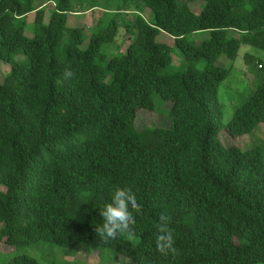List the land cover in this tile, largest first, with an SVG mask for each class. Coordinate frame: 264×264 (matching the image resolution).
Segmentation results:
<instances>
[{
	"label": "trees",
	"instance_id": "obj_1",
	"mask_svg": "<svg viewBox=\"0 0 264 264\" xmlns=\"http://www.w3.org/2000/svg\"><path fill=\"white\" fill-rule=\"evenodd\" d=\"M190 1L49 0L45 22L48 4L0 0V61L10 65L0 83V244L17 252L5 264H58L31 253L41 243L68 257L106 249L109 264H264V150L218 139L264 126V84L227 123L219 97L241 50L264 51V0H199L198 14ZM135 2L153 18L138 10L122 23ZM95 9L102 15L90 35L69 25ZM121 27L130 43L110 56ZM203 33L200 45L188 38ZM160 34L183 53L184 70L170 71L173 47ZM156 96L172 103L173 125L137 129L141 110L158 112ZM117 187L142 205L133 213L136 243L96 235ZM161 215L170 218L174 254L157 250Z\"/></svg>",
	"mask_w": 264,
	"mask_h": 264
},
{
	"label": "rangeland",
	"instance_id": "obj_2",
	"mask_svg": "<svg viewBox=\"0 0 264 264\" xmlns=\"http://www.w3.org/2000/svg\"><path fill=\"white\" fill-rule=\"evenodd\" d=\"M43 4H48L45 8V22L48 21V17L53 10V6L49 5V0H36L35 6L39 7ZM189 8L194 13H200L203 7V4L199 0H191L189 3ZM87 6V5H86ZM131 13L125 15L122 14L119 16V20L123 23L125 21H130L133 17V13L138 10L142 12L143 16L151 20L153 18V13L150 9L144 7L142 3H132L131 5ZM102 11L99 9H95L89 11L87 13H80L74 18L69 19V25L71 26H82L85 25L87 28L88 35L91 34L94 29L98 19L101 17ZM109 18V17H108ZM34 19L35 14H31L28 16V25L26 27V35L28 37H33L34 35ZM125 19V20H124ZM191 41H203L208 39V35H199V34H191L188 36ZM130 37L127 36L125 28L121 27L119 30V34L117 36V40L114 44L109 45L105 52L112 56L114 54L122 53L126 50L128 44L130 43ZM159 42L166 43L173 47L172 57L173 63L170 67V71H178L183 68L184 55L179 50L175 44L174 40L166 34H160L157 38ZM243 51L238 58V61L235 64V69L232 71L229 78L222 84L219 92V97L222 104L225 106L224 111V122L227 123L233 116L236 106L251 97L256 88L264 84V71H260L257 68L258 63L264 64V51L253 49V57L252 60H246L243 58ZM24 54H20L17 59H24ZM222 65L228 66L230 63L226 57H222L219 61ZM204 65L203 61L197 63V67L202 68ZM0 83H3L5 75L10 71V65L4 64L0 61ZM247 67V72L242 73L240 69ZM155 102L157 106L158 112H149L147 110H141L138 113V117L136 120L137 129L143 128H152V127H164L169 128L173 125L171 119V108L172 103L170 101H166L160 99V97H155ZM218 139L224 144V146H232L237 145L242 148V150H249L253 147L259 146L264 150V126L262 125L260 129L254 136H244L240 138H232L226 133L222 131L218 135ZM2 190H5L4 187H1ZM127 239H132L134 243L137 242L136 237H127ZM64 248H60L58 246H51L49 244H40L38 246H33L29 250L33 255L43 258H48L50 261H59V262H74V264H78V262H83L85 264H109L108 258H104V255L112 256L113 253L109 250L102 249L96 252L95 255L89 256L86 254H79L76 257H68L64 251ZM53 250V251H52ZM17 252L13 247H10L5 244H0V264H5L7 261L12 259ZM104 258V259H103ZM59 262H57L59 264ZM119 262L122 264H130L129 261L123 257H120ZM113 264V263H112Z\"/></svg>",
	"mask_w": 264,
	"mask_h": 264
},
{
	"label": "clouds",
	"instance_id": "obj_3",
	"mask_svg": "<svg viewBox=\"0 0 264 264\" xmlns=\"http://www.w3.org/2000/svg\"><path fill=\"white\" fill-rule=\"evenodd\" d=\"M141 209L142 205L131 188H115L110 200L100 209L103 223L95 228L98 239L109 243L125 236L133 237V226L136 223L133 213L138 214ZM155 243L157 250L162 254L176 252L174 232L170 227V218L166 215L159 217Z\"/></svg>",
	"mask_w": 264,
	"mask_h": 264
},
{
	"label": "crops",
	"instance_id": "obj_4",
	"mask_svg": "<svg viewBox=\"0 0 264 264\" xmlns=\"http://www.w3.org/2000/svg\"><path fill=\"white\" fill-rule=\"evenodd\" d=\"M199 35H207L206 33H203V34H199ZM197 44H201V42H202V40L201 41H195ZM244 49V54H243V58L245 59V54L247 53V54H250V56L251 57H249V60H252V57H253V50L251 49V48H249V47H244L243 48ZM243 49L241 50V51H243ZM229 64H231V62L229 63ZM229 64H227V65H229ZM259 65H263L264 66V64H262V63H258L257 64V68H258V70H260V71H263V69H260L259 68ZM240 71L242 72V73H246L247 72V67H245V68H243V69H240Z\"/></svg>",
	"mask_w": 264,
	"mask_h": 264
},
{
	"label": "built area",
	"instance_id": "obj_5",
	"mask_svg": "<svg viewBox=\"0 0 264 264\" xmlns=\"http://www.w3.org/2000/svg\"><path fill=\"white\" fill-rule=\"evenodd\" d=\"M260 68H262V66H260Z\"/></svg>",
	"mask_w": 264,
	"mask_h": 264
}]
</instances>
